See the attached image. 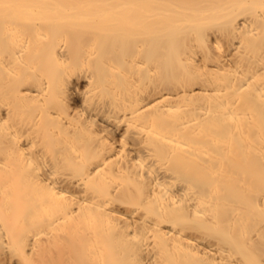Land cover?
Instances as JSON below:
<instances>
[{
	"label": "bare ground",
	"instance_id": "obj_1",
	"mask_svg": "<svg viewBox=\"0 0 264 264\" xmlns=\"http://www.w3.org/2000/svg\"><path fill=\"white\" fill-rule=\"evenodd\" d=\"M0 264H264V0H0Z\"/></svg>",
	"mask_w": 264,
	"mask_h": 264
}]
</instances>
